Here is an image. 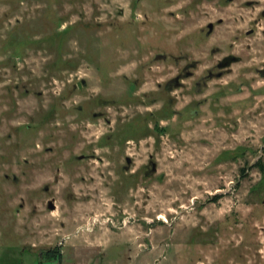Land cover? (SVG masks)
Instances as JSON below:
<instances>
[{"label":"rangeland","instance_id":"1","mask_svg":"<svg viewBox=\"0 0 264 264\" xmlns=\"http://www.w3.org/2000/svg\"><path fill=\"white\" fill-rule=\"evenodd\" d=\"M262 72L264 0H0V264H264Z\"/></svg>","mask_w":264,"mask_h":264},{"label":"flooded vegetation","instance_id":"2","mask_svg":"<svg viewBox=\"0 0 264 264\" xmlns=\"http://www.w3.org/2000/svg\"><path fill=\"white\" fill-rule=\"evenodd\" d=\"M157 59H161V58L160 57H157ZM163 60H165V59H163ZM218 66H217V70L219 71V73L217 75L222 74V76H223L225 70H219ZM194 67L195 66H193V68ZM217 75H214L212 73H208V79H211V80L212 79H215ZM193 78H194L193 74H191L189 72V67H183L180 71H178V73L176 74V76L171 81H169L168 83H166V85L164 87V90L167 93L172 94L173 91H175L177 89H181L182 86H184V82L185 81L192 80ZM197 86H199V84H197Z\"/></svg>","mask_w":264,"mask_h":264},{"label":"water","instance_id":"3","mask_svg":"<svg viewBox=\"0 0 264 264\" xmlns=\"http://www.w3.org/2000/svg\"><path fill=\"white\" fill-rule=\"evenodd\" d=\"M208 31H209L208 34H211V33L213 32V26H212V25H210V26L208 27ZM238 62H239V59H236V58H234V57H230V58H228V59H225V60H224L219 66H218V68H219V70H226V69L230 68L232 65H234V64H236V63H238ZM261 76L264 77V72L261 73ZM222 77H223L222 74H219V75L216 76V79H221Z\"/></svg>","mask_w":264,"mask_h":264},{"label":"trees","instance_id":"4","mask_svg":"<svg viewBox=\"0 0 264 264\" xmlns=\"http://www.w3.org/2000/svg\"><path fill=\"white\" fill-rule=\"evenodd\" d=\"M256 168L259 169V171L264 174V167L258 163V165H256ZM47 256V260H49L50 262H53L56 260V255L54 254H49V255H46Z\"/></svg>","mask_w":264,"mask_h":264}]
</instances>
